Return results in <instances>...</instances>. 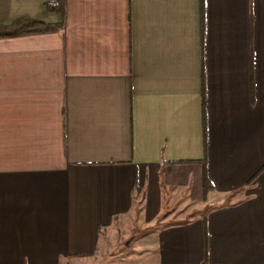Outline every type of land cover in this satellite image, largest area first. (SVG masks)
Wrapping results in <instances>:
<instances>
[{
  "label": "crops",
  "instance_id": "1",
  "mask_svg": "<svg viewBox=\"0 0 264 264\" xmlns=\"http://www.w3.org/2000/svg\"><path fill=\"white\" fill-rule=\"evenodd\" d=\"M202 162L209 206L171 222ZM127 217L161 264H264V0H0V264Z\"/></svg>",
  "mask_w": 264,
  "mask_h": 264
},
{
  "label": "rangeland",
  "instance_id": "2",
  "mask_svg": "<svg viewBox=\"0 0 264 264\" xmlns=\"http://www.w3.org/2000/svg\"><path fill=\"white\" fill-rule=\"evenodd\" d=\"M187 186L185 190L168 193L173 207L178 210V216L172 217L171 222L190 218L192 209L198 207L199 203L206 205V208L209 206L208 197L204 198L198 181L191 179ZM161 223L159 220L155 224L146 225L139 217L137 220L127 217L118 227L111 228L106 238H102L101 248L95 255L74 259L66 264H161L156 245Z\"/></svg>",
  "mask_w": 264,
  "mask_h": 264
},
{
  "label": "trees",
  "instance_id": "3",
  "mask_svg": "<svg viewBox=\"0 0 264 264\" xmlns=\"http://www.w3.org/2000/svg\"><path fill=\"white\" fill-rule=\"evenodd\" d=\"M202 163H203L202 164L203 169L200 172V188H201L204 198H207L209 193L213 190V185L211 181L209 180V177L207 176V171L205 169L206 164L205 162H202ZM204 248L206 249L204 262L207 263V240L205 241Z\"/></svg>",
  "mask_w": 264,
  "mask_h": 264
}]
</instances>
